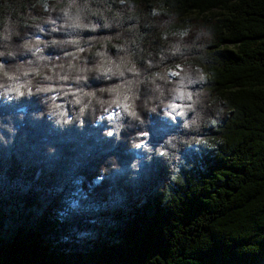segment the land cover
I'll return each instance as SVG.
<instances>
[{"label":"clouds","instance_id":"obj_1","mask_svg":"<svg viewBox=\"0 0 264 264\" xmlns=\"http://www.w3.org/2000/svg\"><path fill=\"white\" fill-rule=\"evenodd\" d=\"M223 8L189 9L187 0H0V148L16 143L25 122H43L60 133L91 130L114 148L123 145L130 157L122 164L117 155H108L90 180L73 179V191L50 218L67 226L54 245H67L65 251L90 246L102 232L77 226L72 218L108 210L113 195L115 206L129 211L128 193L105 187L114 175L136 186L145 169L159 162L166 177L153 191L169 209L162 191L182 174L207 171L203 157H216L224 143L210 137L235 111L217 84L213 46ZM45 154L56 158L58 150L49 145ZM40 175L37 169L34 179ZM97 189L105 199H93ZM147 201L140 195L135 207ZM86 224L95 226V218ZM110 227L115 231L118 222ZM162 234L170 251V224ZM215 238L237 256L264 264V240ZM214 243L211 238L198 251ZM109 244L119 247L121 241L112 238ZM198 251L189 259L201 264Z\"/></svg>","mask_w":264,"mask_h":264},{"label":"trees","instance_id":"obj_2","mask_svg":"<svg viewBox=\"0 0 264 264\" xmlns=\"http://www.w3.org/2000/svg\"><path fill=\"white\" fill-rule=\"evenodd\" d=\"M187 2L189 9L224 6L219 42L213 48L219 65L217 84L235 111L210 137H222L224 143L216 157H203L207 171L182 174L162 191L169 209L153 191L166 177L159 162L145 169L136 186L114 175L105 187L127 192L129 211L116 207L113 195L108 210L73 216L72 223L96 227L102 234L90 246L73 245L65 251L67 245H54L53 240L67 226H57L50 218L63 206L64 195L73 191V179L84 175L90 180L108 155H117L122 164L130 157L123 145L114 148L91 130L60 133L43 122H25L16 143L0 148V264H147L158 253L152 264H196L189 257L211 238L214 245L196 254L201 264L257 263L237 256L215 236L253 244L264 240V0ZM49 145L57 148L56 158L46 156ZM37 169L41 175L34 179ZM140 195L148 201L136 208ZM105 198L100 189L93 194L94 200ZM90 218H95V226L86 224ZM114 220L115 231L110 227ZM169 224L170 251L162 234ZM112 238L120 239L119 247L110 246Z\"/></svg>","mask_w":264,"mask_h":264},{"label":"water","instance_id":"obj_3","mask_svg":"<svg viewBox=\"0 0 264 264\" xmlns=\"http://www.w3.org/2000/svg\"><path fill=\"white\" fill-rule=\"evenodd\" d=\"M255 264H257V263H255Z\"/></svg>","mask_w":264,"mask_h":264}]
</instances>
